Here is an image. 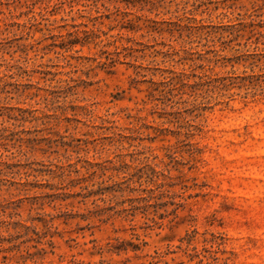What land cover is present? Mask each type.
Returning a JSON list of instances; mask_svg holds the SVG:
<instances>
[{
  "label": "rangeland",
  "instance_id": "1",
  "mask_svg": "<svg viewBox=\"0 0 264 264\" xmlns=\"http://www.w3.org/2000/svg\"><path fill=\"white\" fill-rule=\"evenodd\" d=\"M263 75L264 0H0V264H264Z\"/></svg>",
  "mask_w": 264,
  "mask_h": 264
},
{
  "label": "trees",
  "instance_id": "2",
  "mask_svg": "<svg viewBox=\"0 0 264 264\" xmlns=\"http://www.w3.org/2000/svg\"><path fill=\"white\" fill-rule=\"evenodd\" d=\"M264 76V75H263ZM252 77H254V76H252ZM252 77H249V78H244V79H248V80H250V84L253 86V85H255L254 83H253V78ZM252 80V81H251ZM264 82V81H263Z\"/></svg>",
  "mask_w": 264,
  "mask_h": 264
}]
</instances>
